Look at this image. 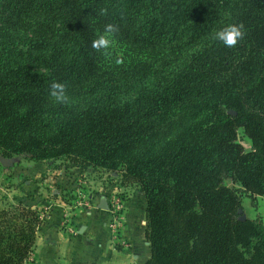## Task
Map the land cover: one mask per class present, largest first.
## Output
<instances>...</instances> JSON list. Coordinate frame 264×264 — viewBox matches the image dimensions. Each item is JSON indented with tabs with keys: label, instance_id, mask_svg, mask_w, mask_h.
<instances>
[{
	"label": "trees",
	"instance_id": "1",
	"mask_svg": "<svg viewBox=\"0 0 264 264\" xmlns=\"http://www.w3.org/2000/svg\"><path fill=\"white\" fill-rule=\"evenodd\" d=\"M108 24L120 63L92 47ZM0 156L138 186L145 264H264V223L240 220L264 196V0H0ZM45 222L0 209V264H27Z\"/></svg>",
	"mask_w": 264,
	"mask_h": 264
},
{
	"label": "crops",
	"instance_id": "2",
	"mask_svg": "<svg viewBox=\"0 0 264 264\" xmlns=\"http://www.w3.org/2000/svg\"><path fill=\"white\" fill-rule=\"evenodd\" d=\"M50 162L27 161L23 168H38L42 166L40 164L47 167ZM18 166L20 165L15 163L13 170ZM71 168L70 171L47 169L48 175L44 180L35 177L33 182L25 181L27 190L37 192L52 188V194L59 200L49 207L48 212L47 208L40 206L42 204L40 200V204L33 201L24 203L36 209L46 219L38 232L35 252L27 264H145L151 257V249L145 238L147 205L141 189L136 185H133L134 188L132 185H123L118 179H121L120 175L108 173L111 178L108 176L109 178L105 177L103 180L96 179L95 182L89 180L93 184L91 189L97 193H89V201L82 205L89 208L73 211L62 201L59 186L69 183L70 178H67L69 173L76 172L78 176L79 173H90L97 168H84L72 164ZM74 180L75 177L72 181ZM119 194L126 199L125 207L119 218H114L111 197L115 199ZM103 197L107 198L110 207L108 210L99 209ZM43 203L50 204L46 200Z\"/></svg>",
	"mask_w": 264,
	"mask_h": 264
},
{
	"label": "rangeland",
	"instance_id": "3",
	"mask_svg": "<svg viewBox=\"0 0 264 264\" xmlns=\"http://www.w3.org/2000/svg\"><path fill=\"white\" fill-rule=\"evenodd\" d=\"M111 49L113 50V55L117 54L116 56H114L115 60H117L118 57H123L122 51L119 46L115 45ZM239 140L246 151H250L252 149L250 140L245 137L242 133L239 136ZM12 159H15L16 163L20 165L16 168V170H13V168L5 169L2 165H0V209L8 208L11 205H17L19 203H29L31 201L37 204L40 200L42 202L40 206H44L45 208H47L48 212L50 210V206H53L55 203L59 202V200L52 194V188H47L46 191L44 189V191L37 192L34 190H27V187L25 186V181L33 182L36 178L41 181L44 180L45 176L48 175L47 169L53 168V171L54 169L70 171L72 169L71 163H69L67 160H58L51 161V164L47 167L45 166V164H40L43 167L41 166L38 168H23L25 165H27V161H33L27 160L24 157H15ZM44 166L46 168H44ZM95 171L91 170L90 173L87 172L86 174L79 173L78 176H76V172H73V174L69 173L67 174V178H70L69 183H67V185L65 186H59V189L61 190V193H59V195L62 201L68 206H70V210L75 211L79 208H89V206H82L86 203V201H89L88 194H97L96 190L91 189L93 184L90 183L89 180H94L95 182L96 179L103 180V178L105 177L111 178V176L108 175L109 172L105 170L96 169ZM116 175L119 174L116 173ZM74 177L76 178V180L72 181ZM80 179H82V182H80ZM113 179L115 178L113 177ZM118 179L121 180L120 178ZM127 186L131 185L127 184ZM134 187L135 186H133V188ZM242 197V206L246 217L248 219H261L264 223V196H257L254 200L244 194L242 195ZM42 198L44 199L42 200ZM37 199L38 201L36 202ZM45 200L50 204H44L43 202ZM125 200L126 199L122 194H119L118 197L115 199L111 197V209L114 218H119V216L123 213L125 207L124 202H126Z\"/></svg>",
	"mask_w": 264,
	"mask_h": 264
},
{
	"label": "clouds",
	"instance_id": "4",
	"mask_svg": "<svg viewBox=\"0 0 264 264\" xmlns=\"http://www.w3.org/2000/svg\"><path fill=\"white\" fill-rule=\"evenodd\" d=\"M117 31V26L113 24L106 25L104 33L99 35V37L92 42V47L97 49V51L103 49L105 51V55L110 56V49L115 46L114 35ZM244 35L245 31L242 24H231L217 31L215 38L222 42L225 46L233 47L243 38ZM116 62L120 63L121 60L117 59ZM50 95L55 99V101L61 103L67 102L69 99L66 95V85L63 83L53 82L51 84Z\"/></svg>",
	"mask_w": 264,
	"mask_h": 264
},
{
	"label": "water",
	"instance_id": "5",
	"mask_svg": "<svg viewBox=\"0 0 264 264\" xmlns=\"http://www.w3.org/2000/svg\"><path fill=\"white\" fill-rule=\"evenodd\" d=\"M230 114L234 115L235 113L234 112H230ZM0 163L5 168H12L13 165L16 163V160L15 159H7V158H4V157L0 156ZM99 209H101V210H108L109 209V204L107 202V198L106 197H103L101 199V205L99 206ZM240 213L242 214L243 211L240 210ZM246 219H247V217H246L245 214H243L240 217L241 221H245Z\"/></svg>",
	"mask_w": 264,
	"mask_h": 264
},
{
	"label": "built area",
	"instance_id": "6",
	"mask_svg": "<svg viewBox=\"0 0 264 264\" xmlns=\"http://www.w3.org/2000/svg\"><path fill=\"white\" fill-rule=\"evenodd\" d=\"M112 205V204H111ZM110 208V207H109Z\"/></svg>",
	"mask_w": 264,
	"mask_h": 264
}]
</instances>
